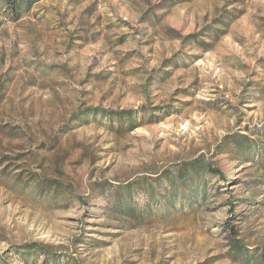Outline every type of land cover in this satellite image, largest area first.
<instances>
[{
    "label": "rangeland",
    "instance_id": "374dc122",
    "mask_svg": "<svg viewBox=\"0 0 264 264\" xmlns=\"http://www.w3.org/2000/svg\"><path fill=\"white\" fill-rule=\"evenodd\" d=\"M262 131L264 0L0 9V264H264Z\"/></svg>",
    "mask_w": 264,
    "mask_h": 264
},
{
    "label": "trees",
    "instance_id": "16d2710c",
    "mask_svg": "<svg viewBox=\"0 0 264 264\" xmlns=\"http://www.w3.org/2000/svg\"><path fill=\"white\" fill-rule=\"evenodd\" d=\"M39 1L40 0H0V9H3L7 15H9L13 20L16 21L21 19L23 13L27 10H31ZM194 35L195 34H192V36L189 35L188 37H194ZM137 114L133 109L110 110L104 113L106 117L121 121L122 124H127L132 129L137 127L136 124L139 121V116ZM260 133L261 136H259L257 142L264 145V131ZM241 137V139H237L238 146L243 145L246 146V148L255 147L254 145H251V139L246 136ZM243 154H246V152L244 151ZM213 169L214 168L212 167V165L200 159H197L190 163L182 164V166L174 173V178L179 181H184L189 177L201 175L203 172H211ZM130 212L135 213V209H130ZM39 247L41 248H37V252L44 256L45 260H48L51 254L49 249L45 248L44 245H41ZM234 249L240 251L242 248L240 247V245L238 246L237 244H235Z\"/></svg>",
    "mask_w": 264,
    "mask_h": 264
}]
</instances>
